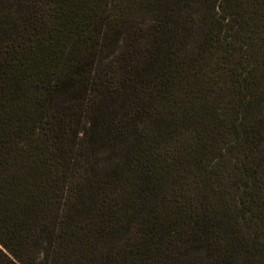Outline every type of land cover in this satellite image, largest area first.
<instances>
[{
	"label": "trees",
	"instance_id": "1",
	"mask_svg": "<svg viewBox=\"0 0 264 264\" xmlns=\"http://www.w3.org/2000/svg\"><path fill=\"white\" fill-rule=\"evenodd\" d=\"M0 264H264V0H0Z\"/></svg>",
	"mask_w": 264,
	"mask_h": 264
},
{
	"label": "rangeland",
	"instance_id": "2",
	"mask_svg": "<svg viewBox=\"0 0 264 264\" xmlns=\"http://www.w3.org/2000/svg\"><path fill=\"white\" fill-rule=\"evenodd\" d=\"M224 168L230 178V182L236 183L237 170L233 160L227 158L224 161Z\"/></svg>",
	"mask_w": 264,
	"mask_h": 264
}]
</instances>
